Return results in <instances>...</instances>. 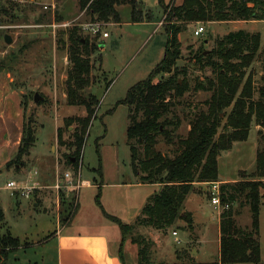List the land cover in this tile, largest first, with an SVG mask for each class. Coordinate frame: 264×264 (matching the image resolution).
Instances as JSON below:
<instances>
[{
	"label": "rangeland",
	"instance_id": "1",
	"mask_svg": "<svg viewBox=\"0 0 264 264\" xmlns=\"http://www.w3.org/2000/svg\"><path fill=\"white\" fill-rule=\"evenodd\" d=\"M137 1L144 16L150 19L133 23L131 7L123 5L118 8L119 25H113L115 23L113 21L107 24L99 23L101 31L96 36L89 30H84L85 35L99 38L100 41L103 39L105 49L102 51L100 48V51L92 57V63L95 65L92 76L96 82L90 92L99 98L100 104L96 118L92 120L85 137L80 164L82 180L88 179L93 182V178L96 177L93 169L99 168L100 163L106 167L108 178L114 177L117 170L120 171V177L123 179L133 176L131 150L127 143L129 108L121 102L125 100L133 86L146 80L162 62L168 42L164 29L166 15L165 8L161 5L162 1ZM182 2L183 0H163L164 6L172 3L180 5ZM43 3V0H0V80L9 85L13 80L14 88L23 92L26 124L35 128L37 132L35 147L30 150L31 157L24 156L20 163L22 165V162L25 163L24 169L20 168L18 163H14L10 167L11 174L4 171L3 164L0 163V171L2 170L0 208L4 211V221L1 223L3 229L0 232L4 234L8 231L22 241L28 239L34 243L44 239L48 232L60 229L59 220L61 219L62 225L66 222L65 217L68 212L65 211L69 204L73 209L72 217L76 212H80L84 205L88 209L90 207L99 209L96 203L97 192L94 188L83 187L76 194L71 192L57 194L55 190L47 189L57 177L63 176L67 168H71L64 154L70 156L73 151L56 140L58 126H64L66 118L86 116L84 108L67 104L66 80L71 65L68 43L64 44L60 39L67 42L66 35L63 34L67 29L74 26L90 27L96 23L80 11L78 0H54L53 4ZM45 5L48 6L47 10L44 9ZM54 23L68 24V26L53 29L51 26ZM198 26H203L206 31L196 37L194 32ZM239 30L261 36L260 50L250 68L246 70V78L250 74L254 87L258 89L262 85L264 75V21L198 23L180 34L182 56L178 65L188 70L186 78L191 89L180 99L177 108V114L182 121L178 131L180 137L187 136L192 116L198 111L206 110V101L212 96V92L195 90V87L201 83L207 86L206 80L215 77L213 70L198 64L195 57L201 52L207 56L216 46L217 39ZM103 33H109L110 37L102 38ZM6 35H10L13 40L10 45L5 42ZM36 93L43 98L38 103L34 101ZM254 99H258V94H255ZM229 111L227 110V113ZM227 115L221 114L222 126L219 135L225 131ZM75 126L74 124L63 128L64 142H70ZM157 148L171 157L178 149L176 146L167 145L163 139H160ZM257 149L264 152V128L258 126L254 119L248 139L236 142L231 150L222 152L219 156L220 178L227 180L238 177L239 180L244 177L256 180ZM36 155H49L54 162H51V167H44L45 172H43V168L36 164L34 159ZM16 165L19 166L18 170ZM31 167H38V170L42 171L41 185L44 189L36 190L30 199L19 196L15 198L11 191L4 189L6 183L10 180L25 182L26 179H19L21 178L19 175L22 176L26 169ZM259 177L264 184V175ZM207 187L208 183L196 184L192 192L194 196L192 195L185 203L189 210L195 212L197 225L194 224V229L190 230L185 222L179 221L167 230L164 237H170L164 247L159 253V249L158 251L152 249L155 262L175 263L178 253L185 251L193 256L194 250L197 252L194 256L200 253L195 260L197 262L207 263L218 260L219 223L222 211L212 205L206 193ZM261 194L263 199L257 238L261 251L260 264H264V189H261ZM63 200L66 204L62 202ZM232 207L236 213L237 225L242 228L251 227L252 216L249 205L241 200L233 203ZM172 231H178L182 241L187 239L188 233L193 241L187 245L177 244L171 236ZM134 234L144 236L150 243L156 240L154 239L156 232L151 227L139 226ZM41 251L42 249L37 247L19 249L12 252L3 264H42Z\"/></svg>",
	"mask_w": 264,
	"mask_h": 264
},
{
	"label": "trees",
	"instance_id": "2",
	"mask_svg": "<svg viewBox=\"0 0 264 264\" xmlns=\"http://www.w3.org/2000/svg\"><path fill=\"white\" fill-rule=\"evenodd\" d=\"M161 1L165 8L164 29L168 36L165 56L146 80L128 91L121 103L129 108L127 143L131 150L134 176L142 184H160L163 188L148 200L135 224H124L115 217L111 219L119 225L124 237H131L138 245L139 264H260L257 236L263 199L261 189H264L259 177L264 175V152L261 150H258L256 180L241 177L236 183L222 184V202L230 207L221 213L220 254L217 261L199 263L190 253L182 251L178 253L175 263H157L153 259L151 243L144 236L134 234L139 226L165 232L179 221L185 222L193 230V215L184 210L188 195L196 184L219 182V156L231 150L236 142L248 139L254 119L258 126L264 128V75L258 89L254 87L250 74L246 78V70L260 50L261 36L245 30L217 39L216 46L207 56L201 52L195 57L198 64L210 67L215 77L206 80L207 86L201 83L195 87L196 91L212 92V96L206 101L207 109L192 116L185 138L178 134L182 121L177 114L180 99L191 90L186 78L188 70L178 65L182 56L180 34L198 23L264 21V0H183L180 5L172 3L169 6H164ZM78 4L80 11L95 23H120L118 8L123 5L131 7L134 23L148 18L139 10L137 0H78ZM63 34L67 42L64 39H60V42L68 43L71 65L66 80L67 104L84 108L86 116L66 118L64 126L57 130V139L59 144L73 151L72 155L64 154V157L71 165L70 169L78 171L85 137L100 104L99 98L90 89L96 82L92 76L95 70L92 57L100 51L103 42L85 35L82 26H74ZM255 94H258L257 100L254 99ZM227 110H230L229 113ZM223 113L228 114V121L225 131L219 135ZM74 124L75 131L70 142L66 143L63 128ZM36 133L35 128L24 125L19 153L14 161L8 163V169L14 163L20 165L23 157L30 153L36 144ZM160 139L178 148L173 157L158 150ZM97 151L99 153V149ZM97 172L102 178L101 164ZM100 188L99 185V205ZM241 200L250 207L251 227L242 228L236 223L232 204ZM62 202L66 204L64 200ZM65 212H68L65 217L68 222L73 214L71 204ZM3 221L4 212L0 209V226ZM28 245L10 232L0 233V264L12 252Z\"/></svg>",
	"mask_w": 264,
	"mask_h": 264
},
{
	"label": "crops",
	"instance_id": "3",
	"mask_svg": "<svg viewBox=\"0 0 264 264\" xmlns=\"http://www.w3.org/2000/svg\"><path fill=\"white\" fill-rule=\"evenodd\" d=\"M43 2L45 4H53L54 0H43ZM113 25H119V23H114ZM109 37L110 36L108 33V37H106V39ZM102 40L103 39H101V41ZM102 42L103 45L101 49L103 51L105 46L104 41ZM9 83L10 85L7 82H2V80H0V163L3 164L4 171L12 174L11 170L7 168L8 163L14 161L19 153L26 121L25 105L22 98L23 92H19L16 88H14L15 86L12 84L13 80H11ZM7 84L9 85V89ZM56 140H58L57 136ZM258 150L259 149H257V157ZM27 155L31 157V153H28ZM34 159H36L37 166L43 168V172H45L44 167H51V162H54L53 159L49 157V155H36ZM22 163L23 165L20 164V168L24 169L25 163ZM55 163H57V161H55ZM54 167H56L55 164ZM16 169L18 170L19 166H17ZM35 169H38V167L26 169V175H19V177H21L19 179H26V177L29 176ZM97 169H93V172L96 174V177L93 178V182L88 179L86 181L90 183V186L88 187L94 188L96 190L97 195L99 185L101 187L100 205L97 202L96 195V203L99 209H96L95 207H90L88 209L84 205L80 212H76L74 216L63 225L61 224V219L59 220V217L56 216L60 222V229H56L54 232H48V235H46L44 239H40L35 243L28 241V239L24 240L29 243V245L26 248L21 249H28L30 247L41 248L42 264H139L138 245L132 241L131 237L123 236L119 225L114 222L111 217L117 218L124 224H135L136 220L145 208L148 200L152 196L158 194L162 190L163 186L160 184L140 183L134 176L132 165L131 174L133 176H129L126 179L120 177L121 174L119 170H117L115 174L116 176L114 175V177L108 178L106 167H103L102 164V178H100ZM42 171L40 170L39 176L34 178V181L38 182L39 184H43ZM239 180L238 177L223 180L219 176V182L222 184L236 183ZM47 189L52 188L50 186L47 187ZM192 195L194 196V193H190L188 195L185 203ZM56 202H58V200H56ZM184 206L187 212L193 213L195 222V212L189 210L186 205ZM194 224L197 225L196 222ZM2 229L3 228L0 226V230ZM7 232L8 231H6L4 234ZM155 232L156 237L154 236V239L156 238V240L151 242V247L156 251L159 249V253L170 236H167L166 238L164 237V233L167 231L160 232L155 230ZM174 233H176V235H174ZM179 235L178 231H172L171 236L174 239V242L177 244L187 245L189 242L193 241L192 236L189 237L188 233L187 239H185V241H182ZM195 252L196 251L194 250L192 255L195 260H197L200 253H198V256H194Z\"/></svg>",
	"mask_w": 264,
	"mask_h": 264
},
{
	"label": "built area",
	"instance_id": "4",
	"mask_svg": "<svg viewBox=\"0 0 264 264\" xmlns=\"http://www.w3.org/2000/svg\"><path fill=\"white\" fill-rule=\"evenodd\" d=\"M54 9L55 6L53 5ZM44 9H48V6H45ZM163 24V23H162ZM66 27L68 24L63 25V24H57L54 23L51 27L53 29H57L60 27ZM84 30H89L92 34L96 35L100 33L101 31V24L96 23L89 26H84ZM205 28L203 26L197 27V29L194 32V35L196 37L201 36L205 32ZM103 37L106 38L108 37V33H103ZM81 169L78 171H74L73 169H67V171L63 174L62 177H57L54 184L51 186L52 190H55L57 194L60 193H75L79 191L83 187H88L90 186V183L86 180H82V175H81ZM39 176V171L38 169L33 170V172L26 177L25 182H19L16 180H10L6 183L4 189L11 191L14 197H22L26 199H30L36 190L42 189V185L39 184L38 182L34 181L35 177ZM222 183L221 182H212L208 183L207 187V194L211 199L212 205L221 210L222 212L225 210H228L230 205L228 203L223 204L222 202ZM63 195V194H62ZM176 235V233H174Z\"/></svg>",
	"mask_w": 264,
	"mask_h": 264
},
{
	"label": "water",
	"instance_id": "5",
	"mask_svg": "<svg viewBox=\"0 0 264 264\" xmlns=\"http://www.w3.org/2000/svg\"><path fill=\"white\" fill-rule=\"evenodd\" d=\"M5 42L7 43V44H11L12 43V38H11V36L10 35H6L5 36ZM43 98L38 94V93H36L35 94V96H34V101L36 102V103H38L40 100H42Z\"/></svg>",
	"mask_w": 264,
	"mask_h": 264
}]
</instances>
